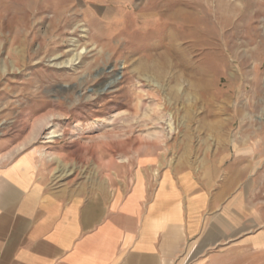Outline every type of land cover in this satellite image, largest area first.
<instances>
[{
    "label": "rangeland",
    "instance_id": "1",
    "mask_svg": "<svg viewBox=\"0 0 264 264\" xmlns=\"http://www.w3.org/2000/svg\"><path fill=\"white\" fill-rule=\"evenodd\" d=\"M0 7L7 158L37 148L52 192H97L139 148L167 161L182 150L202 171L220 161L222 182L237 173L238 193L264 212V0ZM51 125L63 137L45 143Z\"/></svg>",
    "mask_w": 264,
    "mask_h": 264
},
{
    "label": "crops",
    "instance_id": "2",
    "mask_svg": "<svg viewBox=\"0 0 264 264\" xmlns=\"http://www.w3.org/2000/svg\"><path fill=\"white\" fill-rule=\"evenodd\" d=\"M12 152H0V264H264V212L237 173L222 182L220 161L202 171L182 150L139 148L101 190L52 192L39 149Z\"/></svg>",
    "mask_w": 264,
    "mask_h": 264
},
{
    "label": "bare ground",
    "instance_id": "3",
    "mask_svg": "<svg viewBox=\"0 0 264 264\" xmlns=\"http://www.w3.org/2000/svg\"><path fill=\"white\" fill-rule=\"evenodd\" d=\"M234 2V1H233ZM253 4V3H252ZM251 4V5H252ZM250 5V3H249ZM232 6V5H231ZM244 8V7H243ZM246 10V9H245ZM214 33V31H212ZM105 88H103L101 91H104ZM48 129H51V131L47 134V136L44 137L46 140L45 143H53L56 139L62 138L63 134L60 133L55 126H50Z\"/></svg>",
    "mask_w": 264,
    "mask_h": 264
}]
</instances>
